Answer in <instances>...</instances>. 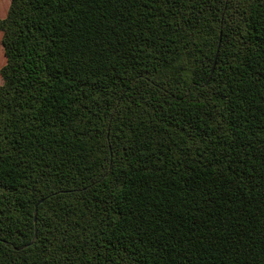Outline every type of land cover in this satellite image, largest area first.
Listing matches in <instances>:
<instances>
[{"label": "trees", "instance_id": "16d2710c", "mask_svg": "<svg viewBox=\"0 0 264 264\" xmlns=\"http://www.w3.org/2000/svg\"><path fill=\"white\" fill-rule=\"evenodd\" d=\"M0 31V264H264V0H10Z\"/></svg>", "mask_w": 264, "mask_h": 264}, {"label": "rangeland", "instance_id": "374dc122", "mask_svg": "<svg viewBox=\"0 0 264 264\" xmlns=\"http://www.w3.org/2000/svg\"><path fill=\"white\" fill-rule=\"evenodd\" d=\"M9 3H10V0H8V4ZM0 17H2V16L0 15ZM1 37H2V33H0V68L6 61L5 54H4V49H3L2 43H1ZM1 83H2V78H1V75H0V84Z\"/></svg>", "mask_w": 264, "mask_h": 264}, {"label": "crops", "instance_id": "0c3cea01", "mask_svg": "<svg viewBox=\"0 0 264 264\" xmlns=\"http://www.w3.org/2000/svg\"><path fill=\"white\" fill-rule=\"evenodd\" d=\"M9 4H10V3H9ZM9 4H7L6 7L1 11L0 15H1L2 17H4V16L6 15V13H7V11H8ZM0 33H2V32L0 31Z\"/></svg>", "mask_w": 264, "mask_h": 264}]
</instances>
